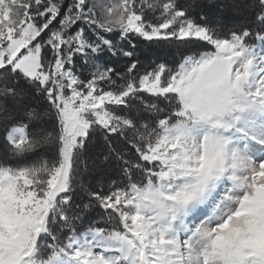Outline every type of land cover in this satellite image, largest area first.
<instances>
[{
  "label": "snow or ice",
  "instance_id": "1",
  "mask_svg": "<svg viewBox=\"0 0 264 264\" xmlns=\"http://www.w3.org/2000/svg\"><path fill=\"white\" fill-rule=\"evenodd\" d=\"M0 264H264V0H0Z\"/></svg>",
  "mask_w": 264,
  "mask_h": 264
},
{
  "label": "rangeland",
  "instance_id": "2",
  "mask_svg": "<svg viewBox=\"0 0 264 264\" xmlns=\"http://www.w3.org/2000/svg\"><path fill=\"white\" fill-rule=\"evenodd\" d=\"M112 2H114V0H96V3L101 7Z\"/></svg>",
  "mask_w": 264,
  "mask_h": 264
}]
</instances>
